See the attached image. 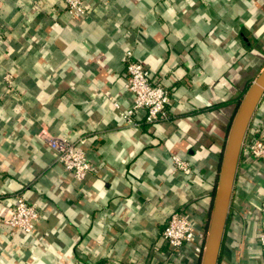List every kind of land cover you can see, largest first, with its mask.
<instances>
[{"label": "crops", "instance_id": "crops-1", "mask_svg": "<svg viewBox=\"0 0 264 264\" xmlns=\"http://www.w3.org/2000/svg\"><path fill=\"white\" fill-rule=\"evenodd\" d=\"M85 6L75 17L64 0H0V264H199L238 101L264 67V0ZM128 61L169 90L167 118L123 119ZM42 132L85 141L84 180ZM259 133L264 96L245 141ZM19 195L40 212L33 234L5 223ZM263 199L264 165L242 149L218 264H264ZM177 211L201 237L175 251L163 231Z\"/></svg>", "mask_w": 264, "mask_h": 264}, {"label": "built area", "instance_id": "built-area-1", "mask_svg": "<svg viewBox=\"0 0 264 264\" xmlns=\"http://www.w3.org/2000/svg\"><path fill=\"white\" fill-rule=\"evenodd\" d=\"M64 1L67 3L73 16L81 17L86 14L85 0ZM127 55L130 57L132 52L128 51ZM127 73L128 88L133 94V103L129 108L121 112L123 119L126 122L133 123L135 121L133 119L135 114L141 109L147 112L145 118L147 123L154 124L167 118V108L171 102V98L169 90L163 83L154 78L150 70L138 61H128ZM41 138L49 148L57 153V160L73 174L75 179L79 181L85 179L92 169V163L86 151L82 148L84 140L75 143L64 136L51 135L46 132L41 133ZM242 149L254 159L260 160L264 165V134L259 133L247 142L244 140ZM172 166L174 170L183 172L191 170V163L177 154L172 156ZM260 207L264 209V199ZM39 217L40 212L38 208L19 195L16 196L11 216L5 223L13 231L33 234L36 231ZM200 237L195 222L189 216L178 211L171 214L163 231V238L175 251L183 248L186 244H196ZM258 242L264 257V224L261 225Z\"/></svg>", "mask_w": 264, "mask_h": 264}, {"label": "water", "instance_id": "water-1", "mask_svg": "<svg viewBox=\"0 0 264 264\" xmlns=\"http://www.w3.org/2000/svg\"><path fill=\"white\" fill-rule=\"evenodd\" d=\"M264 96V67L244 93L231 123L205 237L201 264H218L239 158L253 114Z\"/></svg>", "mask_w": 264, "mask_h": 264}, {"label": "trees", "instance_id": "trees-1", "mask_svg": "<svg viewBox=\"0 0 264 264\" xmlns=\"http://www.w3.org/2000/svg\"><path fill=\"white\" fill-rule=\"evenodd\" d=\"M249 85H250V83L248 84V87H249ZM240 102H241V99L238 101V105L240 104ZM207 228H208V226H207ZM204 243H205V242H204ZM203 247H204V245H203ZM202 253H203V251H202ZM202 253H201V256H200L199 264H201Z\"/></svg>", "mask_w": 264, "mask_h": 264}]
</instances>
